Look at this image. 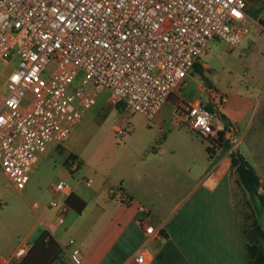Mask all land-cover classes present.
<instances>
[{"label": "built area", "instance_id": "obj_1", "mask_svg": "<svg viewBox=\"0 0 264 264\" xmlns=\"http://www.w3.org/2000/svg\"><path fill=\"white\" fill-rule=\"evenodd\" d=\"M249 1L0 0V62L18 57L0 80V169L11 186L25 188L37 159L68 135V123L103 90L111 103L152 119L211 40L241 41L249 30ZM175 117L202 137L216 139L222 131L237 145L233 129L221 117L214 121L211 107L199 101L177 105ZM52 190L49 206L62 223L66 204L59 196L71 186L59 181ZM109 192L122 194L118 187ZM140 223L146 234L156 231L147 216ZM28 249L23 241L9 260ZM69 256L80 264L81 249L74 246ZM135 259L144 261L142 249Z\"/></svg>", "mask_w": 264, "mask_h": 264}, {"label": "crops", "instance_id": "obj_2", "mask_svg": "<svg viewBox=\"0 0 264 264\" xmlns=\"http://www.w3.org/2000/svg\"><path fill=\"white\" fill-rule=\"evenodd\" d=\"M246 17L249 30L231 47L244 57L259 51L260 65L252 67L246 79L228 77L217 95L219 117L233 129L235 147L220 131L223 136L216 139L203 137L211 141L205 146L206 157L196 155L193 136L174 122L176 106L185 101L173 91L168 99L175 103L169 111L161 108L150 120L133 113L146 118V130L137 137L132 123L123 144L125 157L116 154L107 160L105 141L92 140L101 125L97 104L102 95L111 103L106 90L76 122L68 123L65 138L49 145L47 151L54 146L68 149L88 169L107 164L117 168L108 176L96 169L92 175L85 172V186L60 194L66 204L62 223L56 222L57 209L49 206L52 186L46 203L33 204L39 213L36 224L42 222L41 231L48 230L62 248L50 264H76L69 256L74 246L81 249L80 264H264V226L230 158L234 151L243 154L258 172L259 190L264 192V1L250 0ZM111 186L120 188L121 196L110 194ZM71 193L85 202L80 212L66 203ZM144 216L154 225L153 234L145 233L140 223ZM36 238L24 237L8 256L0 253V264H17L26 255L10 261L17 247L26 241L30 248ZM141 249L145 259L139 262L135 256Z\"/></svg>", "mask_w": 264, "mask_h": 264}, {"label": "rangeland", "instance_id": "obj_3", "mask_svg": "<svg viewBox=\"0 0 264 264\" xmlns=\"http://www.w3.org/2000/svg\"><path fill=\"white\" fill-rule=\"evenodd\" d=\"M261 58L262 56L257 50L251 52L247 57L241 56L235 49H232L228 42L221 38H215L208 43L206 51L200 55L199 62L191 70L190 76L185 78V85L178 87L174 92L184 98L185 102L182 104L194 100L206 104L209 102L208 105L211 106L215 115L214 121L217 122L221 106L210 102V96L219 95V92L225 89L226 80L230 76L246 79L250 75L252 67L260 65L258 60ZM17 60L18 57L14 56L13 63L9 64L6 60L0 62V80L16 65ZM199 83L203 84V89L198 88ZM207 86L212 87L215 91L209 94ZM102 96L101 101L97 104L100 107L101 125L93 134L92 140L102 139L105 141L107 148L103 154L107 160H111L116 154L124 158L127 148L123 144L131 124H134L132 129L136 132L135 136L138 137L146 130V125H144L146 118L138 114L133 116L134 111L113 105L105 100L104 94ZM174 103L172 99H168L162 106L163 111H169ZM174 122L181 124V127L188 130L189 134L193 136L195 154L206 157L205 146L208 141L187 129L180 120L174 118ZM114 125L120 127L121 131L115 130ZM157 132L160 133L158 129ZM69 154L70 151L62 146L51 147L44 156L40 157L25 188L21 191L11 186L0 169V253L2 255L11 254L24 237L29 236V239L33 240L39 235L43 223L36 224L39 213L35 212L32 206L36 202L43 205L48 201L50 186L63 181L72 188L78 189V186H85L83 181L85 172L89 171L92 175L93 169H96L106 176L109 173L117 172L115 164H107L104 167L96 165L93 169H88L78 163L77 168L72 169L75 160L69 157Z\"/></svg>", "mask_w": 264, "mask_h": 264}, {"label": "trees", "instance_id": "obj_4", "mask_svg": "<svg viewBox=\"0 0 264 264\" xmlns=\"http://www.w3.org/2000/svg\"><path fill=\"white\" fill-rule=\"evenodd\" d=\"M195 67L196 62L193 65V68ZM219 135L223 136L222 132H219ZM208 141L211 142L210 140ZM209 149L211 150L212 147ZM73 156L74 155L71 153L69 154V157ZM230 158L255 208L256 216L264 226V192L259 190L262 186L260 176L251 162L239 151L232 152ZM66 203L77 212H80L85 206V202L74 193L68 196ZM61 254L62 248L59 242L48 230L43 229L40 235L31 244L26 255L17 264H50L53 260L59 258Z\"/></svg>", "mask_w": 264, "mask_h": 264}, {"label": "snow or ice", "instance_id": "obj_5", "mask_svg": "<svg viewBox=\"0 0 264 264\" xmlns=\"http://www.w3.org/2000/svg\"><path fill=\"white\" fill-rule=\"evenodd\" d=\"M235 15H236L237 17H239V16L241 15V13H240L239 11H235ZM200 123L202 124L203 121H200Z\"/></svg>", "mask_w": 264, "mask_h": 264}]
</instances>
